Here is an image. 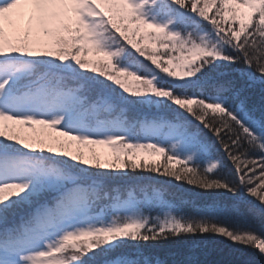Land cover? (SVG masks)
Instances as JSON below:
<instances>
[{"label":"snow or ice","instance_id":"obj_1","mask_svg":"<svg viewBox=\"0 0 264 264\" xmlns=\"http://www.w3.org/2000/svg\"><path fill=\"white\" fill-rule=\"evenodd\" d=\"M197 236L264 264V0H0V264Z\"/></svg>","mask_w":264,"mask_h":264},{"label":"trees","instance_id":"obj_2","mask_svg":"<svg viewBox=\"0 0 264 264\" xmlns=\"http://www.w3.org/2000/svg\"><path fill=\"white\" fill-rule=\"evenodd\" d=\"M83 55V54H82ZM89 57L93 54L88 53ZM173 70L180 72L181 69L179 67H175ZM253 99L257 105L260 103V94L257 90ZM23 127V126H22ZM36 129H39L41 126L35 125ZM25 133L28 134L29 137L36 135L31 128H25ZM27 131V132H26ZM55 134L51 129H46L45 134ZM75 146V144H74ZM94 148L96 153L100 156H105L112 153V149L107 145H94L88 146L85 148V154H89V149ZM121 158L124 159L125 154L120 153ZM130 155V153L128 154ZM140 157H143V160L146 161H156L161 158L156 155H151L149 150H137V160L138 162H143L140 160ZM166 162V161H162ZM175 163V162H173ZM178 165L177 167H180ZM139 179H148L155 181L157 179L163 181L164 177H158L156 174H152L148 177H139ZM174 184L180 185V182L173 181ZM184 190H190L192 193H200L204 190L198 189L192 186H188L186 184L180 185ZM261 221H257V226H259ZM193 241L199 242L200 246L198 248L191 249L189 251L191 244ZM206 241V242H205ZM150 250L154 251L156 255H158L161 259L167 260L168 264H173L174 261H186L189 256L191 257L192 264H246L247 261L253 259V250L249 248H238L235 245L229 244L228 241L223 240L221 238L216 237H181V238H171L167 241H161L156 244L148 243L146 245Z\"/></svg>","mask_w":264,"mask_h":264},{"label":"rangeland","instance_id":"obj_3","mask_svg":"<svg viewBox=\"0 0 264 264\" xmlns=\"http://www.w3.org/2000/svg\"><path fill=\"white\" fill-rule=\"evenodd\" d=\"M21 127H22V126H21ZM22 128H23V127H22ZM23 130H27V129L23 128ZM26 132H27V131H26ZM47 134H48V133H47ZM52 135H55V134H52ZM141 142H145V143H146L147 141H141ZM73 147H75V146H74V143H73ZM86 155H88V154H86ZM101 157L104 158L105 156H101Z\"/></svg>","mask_w":264,"mask_h":264}]
</instances>
